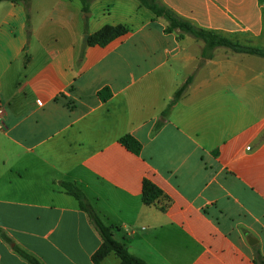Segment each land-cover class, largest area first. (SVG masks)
Instances as JSON below:
<instances>
[{
  "label": "crops",
  "instance_id": "0c3cea01",
  "mask_svg": "<svg viewBox=\"0 0 264 264\" xmlns=\"http://www.w3.org/2000/svg\"><path fill=\"white\" fill-rule=\"evenodd\" d=\"M161 2L264 48V0ZM106 25L128 32L89 45ZM167 26L139 0L0 3V264H30L15 246L43 264H95L102 237L63 182L147 264L264 262V57L203 59L204 43ZM146 179L157 204L143 201Z\"/></svg>",
  "mask_w": 264,
  "mask_h": 264
},
{
  "label": "trees",
  "instance_id": "16d2710c",
  "mask_svg": "<svg viewBox=\"0 0 264 264\" xmlns=\"http://www.w3.org/2000/svg\"><path fill=\"white\" fill-rule=\"evenodd\" d=\"M9 1L12 3L24 2L27 5V9L30 7L31 0H0V3ZM83 4V10L89 11V6L94 0H80ZM141 4L151 9L157 17H163L168 21V26L165 28V32L172 33L176 30H180L179 37H184L188 34L196 39L203 40L205 45L202 50L201 57L203 59H211L213 57L212 51L220 46L230 45L237 49L239 53H248L257 56L264 57V49L256 48L252 46L238 47V45L231 42L229 39L221 37L211 30L203 29L193 25L190 21L180 17L173 10L165 6L161 0H139ZM128 32V29L123 25L111 26L106 25L89 37V45L106 46L111 41L119 36H122ZM201 62H199V66ZM193 80V76L189 77L187 81L176 91L174 99L168 105L167 109L163 112L165 116L171 108L184 96L189 85ZM111 95L108 88L101 90L99 96L106 100ZM120 142L129 150L136 154H140L142 150V144L132 135H125L120 139ZM63 188L66 193L73 196L79 202V205L83 211H85L102 237V244L99 249L93 254L92 260L95 264H100L110 253L116 254L120 259V264H147L143 259L133 255L128 248L115 238L113 227L107 225L99 216L95 208L87 199L83 190L73 182H63ZM164 197L163 191L158 188L152 181L146 179L143 182V201L147 205L157 204L159 199ZM15 250L27 260L30 264H43L37 257L15 246ZM257 264H264L260 253L256 252Z\"/></svg>",
  "mask_w": 264,
  "mask_h": 264
},
{
  "label": "rangeland",
  "instance_id": "374dc122",
  "mask_svg": "<svg viewBox=\"0 0 264 264\" xmlns=\"http://www.w3.org/2000/svg\"><path fill=\"white\" fill-rule=\"evenodd\" d=\"M197 40H199V39H197ZM199 41L204 43L203 40H199ZM230 41L233 42L234 44L238 45V47H246V46L248 47L249 46L248 43H247V39H242L240 41H233V40H230ZM204 45H205V43H204ZM204 45H203V47H201L202 50L204 48ZM202 50H201V52H202ZM236 50L237 49H235L234 47H232L230 45H227V46L217 47L211 53H212L213 57L214 56L225 57V56H231V55H233L235 53H239Z\"/></svg>",
  "mask_w": 264,
  "mask_h": 264
},
{
  "label": "built area",
  "instance_id": "2783aa9c",
  "mask_svg": "<svg viewBox=\"0 0 264 264\" xmlns=\"http://www.w3.org/2000/svg\"><path fill=\"white\" fill-rule=\"evenodd\" d=\"M5 116H6V108L0 102V129L5 128Z\"/></svg>",
  "mask_w": 264,
  "mask_h": 264
},
{
  "label": "water",
  "instance_id": "95a60500",
  "mask_svg": "<svg viewBox=\"0 0 264 264\" xmlns=\"http://www.w3.org/2000/svg\"><path fill=\"white\" fill-rule=\"evenodd\" d=\"M88 38H89L88 36L85 37L86 40H88Z\"/></svg>",
  "mask_w": 264,
  "mask_h": 264
}]
</instances>
